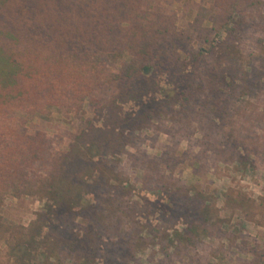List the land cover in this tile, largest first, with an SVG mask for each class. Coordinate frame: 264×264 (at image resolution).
<instances>
[{"label": "trees", "instance_id": "trees-1", "mask_svg": "<svg viewBox=\"0 0 264 264\" xmlns=\"http://www.w3.org/2000/svg\"><path fill=\"white\" fill-rule=\"evenodd\" d=\"M261 6L213 0L200 7L193 27L208 21L218 39L180 62L161 52L176 37L172 17L148 0H0V241L14 231L1 215L7 195L45 202L11 248L18 264H40V257L44 264H131L139 229L156 214L182 225L172 228L180 237L209 234L214 206L203 194L172 180L156 188L159 200L140 198L141 207L126 200L133 188L118 177L116 157L152 122L197 119L209 129L231 126L228 135L240 143L232 158L264 153V107L249 101L252 88L264 89V43L257 41L259 66L248 69L239 46L245 14ZM127 99L138 103L130 113L121 108ZM85 105L93 117L64 153L54 152L46 133L27 130L28 116L79 115ZM224 197L249 207L242 195Z\"/></svg>", "mask_w": 264, "mask_h": 264}, {"label": "rangeland", "instance_id": "rangeland-1", "mask_svg": "<svg viewBox=\"0 0 264 264\" xmlns=\"http://www.w3.org/2000/svg\"><path fill=\"white\" fill-rule=\"evenodd\" d=\"M148 1L173 19L176 37L162 46L164 57L188 61L191 53L218 39L217 27L214 29L208 21L200 25V30L193 27L199 8H209L213 0ZM262 2L263 6L245 14L247 25L239 34V46L247 69L258 67L260 63L257 41L262 39L264 43V0ZM202 28L212 29L205 31ZM210 63L211 59L200 63L201 70L207 69ZM112 69L117 71V65L114 64ZM161 80L159 84L165 87L164 79ZM258 87L252 88L253 95L245 100L264 107V89L261 84ZM107 99L109 96L104 101ZM137 104L135 99H127L121 108L123 112L130 113ZM92 117L87 105L79 115L53 109L46 117L28 116L27 130L31 134L37 131L46 133L54 140V152L64 153L85 127L86 120ZM198 120L181 126L166 120L152 122L137 130L134 133L135 144L126 147L116 157L118 177L133 188L126 200L139 202L143 207L140 198L159 200L161 195L156 188L176 180L203 194L208 204L214 206L207 225L209 234L193 239L180 237L172 230H182V225H175L174 221L164 223L157 219L158 214L151 216L149 227L141 226L139 229L131 264H264V153L249 157L243 155L242 161H238L236 156H231L232 149L240 145L228 135L231 126H219L221 130L209 129L206 121ZM258 134L262 146L264 131H258ZM163 159H168V162L159 166L148 163H158ZM225 194L242 195L249 200V207L228 205ZM44 205L45 202L36 197L6 196L1 215L13 225L14 231L0 241V264H18L11 255V248L20 238L19 231L25 234L36 214L44 210ZM164 229H168L165 235L161 234ZM59 257L65 261L66 255ZM39 262L45 263L42 257ZM51 262L55 260L51 259Z\"/></svg>", "mask_w": 264, "mask_h": 264}]
</instances>
